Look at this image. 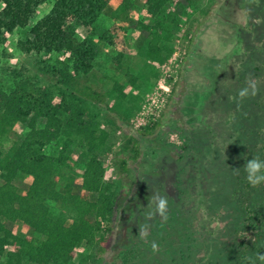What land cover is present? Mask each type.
I'll use <instances>...</instances> for the list:
<instances>
[{
    "label": "rangeland",
    "instance_id": "1",
    "mask_svg": "<svg viewBox=\"0 0 264 264\" xmlns=\"http://www.w3.org/2000/svg\"><path fill=\"white\" fill-rule=\"evenodd\" d=\"M141 5L128 0L126 9L118 10V1L110 0L104 7L96 28L108 27L112 8H117L113 18L122 19L125 34L116 45L120 50L122 44L124 56L116 63L111 60L116 47L98 44L87 73L99 79L98 91L104 93V103H88L87 110L105 133L99 155L105 180L119 178L115 163L117 156H127L120 152L126 136L140 143L139 155L126 158L127 185L100 264L127 230L158 209L160 198H170L192 218L199 248L207 244V250L197 254L203 264H225L228 257L233 262L241 239L251 264H264V181L253 187L245 171L253 158L264 162V0H173L166 7L178 21L170 30L156 27L155 17L142 15ZM49 7L47 2L39 4L27 26ZM154 34L165 48L159 57L147 55ZM26 35V28L14 30L0 42V80L19 70L33 76L36 85L53 84L46 68L57 65L55 57L21 53L16 41ZM77 83L82 85L83 78ZM193 92L206 95L190 113L192 105L185 102ZM146 126L149 132H144ZM23 131L22 124L14 126L1 143L9 145ZM63 140L60 136L48 153L55 154ZM80 152L73 147L77 166L83 164L76 158ZM259 174H264V167ZM13 184L23 192L27 179L15 178ZM59 190L64 191L63 182ZM88 198L94 200L95 193ZM242 202L250 210V230H245ZM7 225L20 231L18 221ZM21 230L31 234L30 229ZM89 252L91 247L82 242L73 261Z\"/></svg>",
    "mask_w": 264,
    "mask_h": 264
},
{
    "label": "trees",
    "instance_id": "2",
    "mask_svg": "<svg viewBox=\"0 0 264 264\" xmlns=\"http://www.w3.org/2000/svg\"><path fill=\"white\" fill-rule=\"evenodd\" d=\"M109 1L0 0V42L14 30L26 28L27 35L16 41L20 52L54 56L57 63L46 68L50 78L55 79L53 84L36 85L33 76L19 70L0 80V264H100V254L105 252L103 246L127 185L126 158H136L140 153L139 141L127 135L120 148L127 156H117L115 163L119 178L104 179L99 155L104 151L105 133L87 110L88 103L94 107L104 103V93L98 91L99 79L87 73L98 44L116 47L115 58L111 59L116 63L124 56L122 44L120 50L116 45L125 34L122 19L113 17L118 10L126 9L128 0H116L118 10L112 8L113 22L102 31L96 28L100 12ZM136 1L142 2V15L156 18V27H177L178 17L166 7L173 0ZM44 2L50 4L49 9L28 27L36 8ZM162 51L165 48L154 34L147 55L159 57ZM78 77L83 78L82 85L77 83ZM192 94L191 101L185 102V106L192 105L190 113L206 95ZM21 124L23 133L3 146L2 139ZM149 131L150 127H144V132ZM60 136L64 140L58 151L48 153ZM73 147L81 151L76 156L83 160L81 166L73 158ZM18 177L27 179L23 192L13 184ZM61 182L64 191L59 190ZM74 186L77 191L72 190ZM91 192L95 193L94 200L88 198ZM166 201L164 215L158 209L151 210L137 227L123 234L102 264H203L197 254L200 249L207 250V244L199 248L192 218L170 198ZM242 207L245 230H250V210L246 203L242 202ZM17 221L20 231L17 226L7 225ZM21 228L30 229L31 234ZM82 242L92 252L74 262L73 255ZM236 246L239 250L233 262L228 257L225 264H251L244 240L236 242Z\"/></svg>",
    "mask_w": 264,
    "mask_h": 264
},
{
    "label": "clouds",
    "instance_id": "3",
    "mask_svg": "<svg viewBox=\"0 0 264 264\" xmlns=\"http://www.w3.org/2000/svg\"><path fill=\"white\" fill-rule=\"evenodd\" d=\"M247 92V89H244L241 91L240 95L244 96ZM264 167V162L258 161L255 158L252 160H249L247 164L245 165V171L248 173L247 180L248 182L253 186H258L262 181H264V174H259L260 169ZM167 206V201L164 198H160L159 204H158V210L161 215L165 214ZM166 219V216H165ZM155 247V245H153Z\"/></svg>",
    "mask_w": 264,
    "mask_h": 264
},
{
    "label": "crops",
    "instance_id": "4",
    "mask_svg": "<svg viewBox=\"0 0 264 264\" xmlns=\"http://www.w3.org/2000/svg\"><path fill=\"white\" fill-rule=\"evenodd\" d=\"M103 12H104V8L101 10V12H100V16L103 14ZM108 12L111 13V8H110V7L108 8ZM100 16H99V17H100ZM103 19H104V16H103Z\"/></svg>",
    "mask_w": 264,
    "mask_h": 264
}]
</instances>
